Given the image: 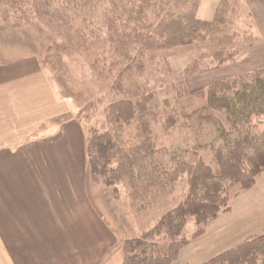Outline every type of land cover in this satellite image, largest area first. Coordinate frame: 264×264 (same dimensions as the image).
Here are the masks:
<instances>
[{"label": "rangeland", "instance_id": "obj_1", "mask_svg": "<svg viewBox=\"0 0 264 264\" xmlns=\"http://www.w3.org/2000/svg\"><path fill=\"white\" fill-rule=\"evenodd\" d=\"M2 1L0 57L9 61L26 57L38 59L58 97L71 105L88 132L94 127L106 128L112 103L131 94H135L133 99H136V94L156 93L149 104V108L152 104V113L147 112L141 120L123 126L122 138L127 146L150 135L167 155V147L189 141L194 130L189 124L196 122L195 117L188 122L180 120L174 126L167 123L173 113L165 102L172 101L175 85H185L190 90L207 88L222 78L264 68L263 25L258 17L250 14L246 0H227V22L220 34L229 37L228 40L218 34L191 45L147 51L128 65L108 41L107 0H100L86 14L64 16L62 12L41 18L29 14L31 6L25 2L6 5ZM222 1L202 0L198 17L212 20ZM3 10H10V17L7 18ZM257 121L262 124L263 119ZM207 131V140H210L213 129ZM200 154L207 164H214L211 147L202 148ZM90 180L92 199L100 213L125 236L136 233L139 236L156 225L185 198L190 187L186 174H182L170 190L153 187L143 195H131L140 185L132 188L126 182L106 184V178L93 173L91 168ZM229 206L232 212L222 211L205 225H198L193 216L189 218L184 228L189 242L180 249L173 264H202L238 247L249 237L264 234V172L257 176L250 189L242 190L236 185ZM124 242L116 253L123 255Z\"/></svg>", "mask_w": 264, "mask_h": 264}, {"label": "trees", "instance_id": "obj_2", "mask_svg": "<svg viewBox=\"0 0 264 264\" xmlns=\"http://www.w3.org/2000/svg\"><path fill=\"white\" fill-rule=\"evenodd\" d=\"M99 1L2 2L6 5L25 2L31 6L29 14L41 18L62 12L64 16L86 14ZM201 2L107 0L108 41L128 65L147 51L191 45L218 34L228 40L229 37L220 34L227 22V0L217 6L212 20L198 17ZM3 12L10 17V10ZM177 86H174L172 101L165 102L173 113L168 126L179 124L180 120L192 121L194 117L196 122L189 124L194 129L189 141L167 147V155L150 135L128 146L122 138L124 125L141 120L147 112L152 113V104L150 108L149 104L154 101L155 92L136 94V99H133L135 94H131L112 103L106 128L94 127L88 132L90 168L105 177L106 184L126 182L132 188L140 185L131 195H143L153 187L173 188L182 174L189 179L188 193L175 208L152 228L124 242L122 264H173L180 249L189 242L184 236L189 218L195 217L198 225L210 223L220 212L230 210L231 192L236 185L242 190L250 189L257 176L264 172V68L222 78L207 88L190 90L185 85ZM258 119H263L262 124ZM208 128L214 133L210 140H207ZM204 147L212 148L213 165L202 158L200 150ZM202 264H264V234L249 237L238 247Z\"/></svg>", "mask_w": 264, "mask_h": 264}, {"label": "crops", "instance_id": "obj_3", "mask_svg": "<svg viewBox=\"0 0 264 264\" xmlns=\"http://www.w3.org/2000/svg\"><path fill=\"white\" fill-rule=\"evenodd\" d=\"M246 1L264 31V0ZM83 123L38 59L0 57V264H122L138 233L92 199Z\"/></svg>", "mask_w": 264, "mask_h": 264}]
</instances>
